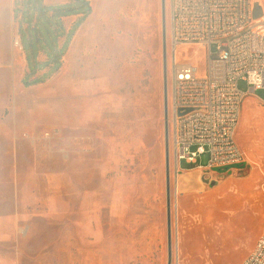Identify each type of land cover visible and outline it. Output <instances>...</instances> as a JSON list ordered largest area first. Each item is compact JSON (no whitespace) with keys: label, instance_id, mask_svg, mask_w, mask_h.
<instances>
[{"label":"rangeland","instance_id":"rangeland-1","mask_svg":"<svg viewBox=\"0 0 264 264\" xmlns=\"http://www.w3.org/2000/svg\"><path fill=\"white\" fill-rule=\"evenodd\" d=\"M54 1L0 0V264H167L161 0H89L67 34L85 9ZM166 35L168 77L169 0ZM177 60L204 75L201 48ZM261 96L240 166L177 172L169 128L172 264H242L264 233Z\"/></svg>","mask_w":264,"mask_h":264},{"label":"built area","instance_id":"built-area-1","mask_svg":"<svg viewBox=\"0 0 264 264\" xmlns=\"http://www.w3.org/2000/svg\"><path fill=\"white\" fill-rule=\"evenodd\" d=\"M254 2L169 0L168 122L177 172L180 161L196 163L205 153L210 170L245 162L236 140L242 103L258 89L264 103V14L254 17ZM13 45L23 50L18 35ZM191 47L205 54L204 75L193 62L177 60ZM242 264H264V233Z\"/></svg>","mask_w":264,"mask_h":264},{"label":"water","instance_id":"water-1","mask_svg":"<svg viewBox=\"0 0 264 264\" xmlns=\"http://www.w3.org/2000/svg\"><path fill=\"white\" fill-rule=\"evenodd\" d=\"M264 14V9L259 0L254 2V17ZM162 23V55H163V111L165 126V166H166V202H167V240L168 262L172 264V219H171V185H170V158H169V122H168V84H167V35H166V0H161Z\"/></svg>","mask_w":264,"mask_h":264},{"label":"crops","instance_id":"crops-1","mask_svg":"<svg viewBox=\"0 0 264 264\" xmlns=\"http://www.w3.org/2000/svg\"><path fill=\"white\" fill-rule=\"evenodd\" d=\"M69 1H72V0H60V2H62V3H67ZM73 1H76L78 3L81 2L80 5L83 6L84 9H85V5L86 4H88L89 6L91 5L90 2H89V0H73ZM44 2H45V4H51V3L55 2V1L54 0H44ZM8 7H9V9L12 12L13 18L15 19V16H14L15 0H8ZM85 14H86V9L83 10V11H80V12L78 11V12H76L74 14H71L70 16H66L64 18L65 33L67 34L68 32L72 31L73 30V27L75 26L74 23L77 21V19L80 16H83ZM72 17H76V18H74V20L70 21V18H72ZM17 29L18 30L20 29V25L19 24H18ZM18 36H19V34H18ZM63 41H64V38L62 39V42ZM62 42H61V44H62ZM192 169H195V168H190V169H187L185 171H191ZM188 176L189 175L182 176V178H181V183L182 184H184V183H190L191 182V180H192L191 179V176H189V177Z\"/></svg>","mask_w":264,"mask_h":264},{"label":"trees","instance_id":"trees-1","mask_svg":"<svg viewBox=\"0 0 264 264\" xmlns=\"http://www.w3.org/2000/svg\"><path fill=\"white\" fill-rule=\"evenodd\" d=\"M240 166V165H239ZM218 170H222V169H218Z\"/></svg>","mask_w":264,"mask_h":264}]
</instances>
